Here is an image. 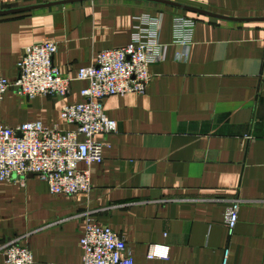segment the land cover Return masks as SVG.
<instances>
[{
    "label": "crops",
    "instance_id": "1",
    "mask_svg": "<svg viewBox=\"0 0 264 264\" xmlns=\"http://www.w3.org/2000/svg\"><path fill=\"white\" fill-rule=\"evenodd\" d=\"M55 0H0V9ZM236 18L264 17V0H171ZM195 20L191 40H174L176 15ZM161 18V58L142 94L103 100L117 124L92 165L88 194L49 192L37 175L0 181V247L20 238L33 264H81L85 217L125 239L134 264H264V22L230 21L142 0H87L0 17V73L13 81L28 45L57 42L53 64L75 78L98 52L128 44L137 24ZM64 97L29 99L9 89L0 123L41 121L71 130ZM84 168V164H80ZM241 202L232 236L224 224ZM165 244L168 257L147 258ZM0 253V264L3 263Z\"/></svg>",
    "mask_w": 264,
    "mask_h": 264
},
{
    "label": "built area",
    "instance_id": "2",
    "mask_svg": "<svg viewBox=\"0 0 264 264\" xmlns=\"http://www.w3.org/2000/svg\"><path fill=\"white\" fill-rule=\"evenodd\" d=\"M195 20L176 15L173 21L175 42L186 45L191 40ZM161 18L151 17L135 25L128 44L98 52L89 66L81 67L75 78L63 76L53 64L57 42L43 41L28 45L17 63V76L10 81L0 73V102L9 89L29 99L40 95L64 97L73 80L86 82L80 94L83 101L66 105L61 119L74 126L61 130L41 121L16 126L0 123V181L22 180L37 175L52 194H88L91 191L92 165L103 161L107 146L105 136L117 131L109 119L103 100L110 96L142 94L150 80L149 66L161 58ZM84 164V168H80ZM241 202L231 200L226 207L224 224L232 236L238 222ZM83 251L81 264H134L125 239L110 227L99 226L85 217L79 241ZM2 264H33L32 251L15 238L0 247ZM165 244L150 245L147 258L168 257ZM229 249L222 264H229Z\"/></svg>",
    "mask_w": 264,
    "mask_h": 264
},
{
    "label": "water",
    "instance_id": "3",
    "mask_svg": "<svg viewBox=\"0 0 264 264\" xmlns=\"http://www.w3.org/2000/svg\"><path fill=\"white\" fill-rule=\"evenodd\" d=\"M82 1H87V0H55V1L44 2V3L36 4V5H30V6L0 9V17L22 13L26 11H32L36 9L49 8V7H55V6H60V5H66L70 3L82 2ZM142 1H148V2H153V3L168 5L172 7H177V8L187 10V11L199 13V14L217 18V19L230 20V21H247V22L263 21L264 22V17L236 18V17L224 16L220 14H215L213 12H210L208 10H204L201 8H196L193 6H188L185 4L177 3L171 0H142Z\"/></svg>",
    "mask_w": 264,
    "mask_h": 264
}]
</instances>
